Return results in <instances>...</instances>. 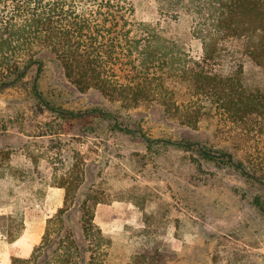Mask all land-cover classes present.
I'll return each mask as SVG.
<instances>
[{
  "label": "rangeland",
  "instance_id": "obj_1",
  "mask_svg": "<svg viewBox=\"0 0 264 264\" xmlns=\"http://www.w3.org/2000/svg\"><path fill=\"white\" fill-rule=\"evenodd\" d=\"M131 1L139 19L157 14L153 0ZM180 27L198 52L189 22ZM243 79L249 88L262 85V68L246 59ZM186 85L173 100H188ZM232 122L205 115L191 126L168 117L157 102L132 107L98 90L82 92L51 55L42 70L34 66L21 81L0 82V123L7 126L0 130V264H11L8 235L21 215L23 243L15 244L33 246L65 204L66 188L59 205L56 185L37 201L41 171L33 170L45 164L29 154L44 152L65 156L69 170L76 155L86 166L66 215L82 244L87 201L116 241L117 258L139 253L147 255L142 264H264V136L256 116Z\"/></svg>",
  "mask_w": 264,
  "mask_h": 264
},
{
  "label": "trees",
  "instance_id": "obj_2",
  "mask_svg": "<svg viewBox=\"0 0 264 264\" xmlns=\"http://www.w3.org/2000/svg\"><path fill=\"white\" fill-rule=\"evenodd\" d=\"M153 2L157 14L139 19L131 0H0V82L21 81L34 66L42 70L44 58L51 55L82 92L98 90L132 107L157 102L168 117L191 126L205 115L232 123L256 116L259 135L264 136V83L249 88L243 79L246 59L264 73V0ZM182 20L189 22L190 37L200 44L198 52L182 32ZM182 83L189 98L178 103L173 92ZM3 128L7 126L0 123ZM78 157L69 170L64 168L65 156L29 154L31 162L46 166L33 170L41 171L37 201L56 185L66 188L65 204L48 218L42 240L33 246L15 244L26 227L20 214L18 228L8 235L11 264L147 261V255L139 253L117 258L116 241L95 222L87 201L82 204L84 244L67 225L66 215L86 172ZM58 160L61 166L55 165ZM259 181L264 182V176Z\"/></svg>",
  "mask_w": 264,
  "mask_h": 264
},
{
  "label": "crops",
  "instance_id": "obj_3",
  "mask_svg": "<svg viewBox=\"0 0 264 264\" xmlns=\"http://www.w3.org/2000/svg\"><path fill=\"white\" fill-rule=\"evenodd\" d=\"M57 188L59 189V193L61 194V200H60V202H58V204L61 205L64 201V190H62L64 188L63 187H57ZM49 197H50V195H49ZM19 243H23L22 240H19Z\"/></svg>",
  "mask_w": 264,
  "mask_h": 264
}]
</instances>
